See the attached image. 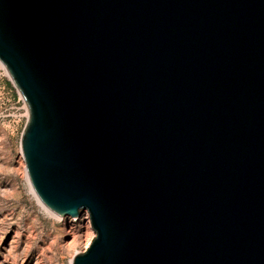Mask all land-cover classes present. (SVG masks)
<instances>
[{"label": "water", "instance_id": "water-1", "mask_svg": "<svg viewBox=\"0 0 264 264\" xmlns=\"http://www.w3.org/2000/svg\"><path fill=\"white\" fill-rule=\"evenodd\" d=\"M0 62L71 264H264V0H0Z\"/></svg>", "mask_w": 264, "mask_h": 264}, {"label": "rangeland", "instance_id": "rangeland-1", "mask_svg": "<svg viewBox=\"0 0 264 264\" xmlns=\"http://www.w3.org/2000/svg\"><path fill=\"white\" fill-rule=\"evenodd\" d=\"M26 114L22 96L0 67V264H70L94 230L86 210L76 217L56 215L31 193L20 148Z\"/></svg>", "mask_w": 264, "mask_h": 264}, {"label": "bare ground", "instance_id": "bare-ground-1", "mask_svg": "<svg viewBox=\"0 0 264 264\" xmlns=\"http://www.w3.org/2000/svg\"><path fill=\"white\" fill-rule=\"evenodd\" d=\"M26 170V169H25ZM26 174H27V172H26ZM26 180H27V183H28V187H29V189H30V191H31V193L35 196V198L37 199V201L39 202V203H41V204H43L42 202H41V200L38 198V196L36 195V193H35V191H34V189L32 188V186H31V184H30V181H29V179H28V176L26 175ZM44 205V204H43ZM45 206V205H44ZM44 208H46L47 209V211L49 210L46 206L44 207ZM50 211V210H49ZM51 212V211H50ZM52 213V212H51ZM54 214V213H53ZM88 240V239H87ZM74 255V254H73ZM70 264H71V260H70Z\"/></svg>", "mask_w": 264, "mask_h": 264}, {"label": "built area", "instance_id": "built-area-1", "mask_svg": "<svg viewBox=\"0 0 264 264\" xmlns=\"http://www.w3.org/2000/svg\"><path fill=\"white\" fill-rule=\"evenodd\" d=\"M0 67L4 70L5 69V67H4V65L0 62ZM23 99V98H22ZM26 104V103H25ZM27 114H28V112H27ZM27 114H26V118H27Z\"/></svg>", "mask_w": 264, "mask_h": 264}]
</instances>
